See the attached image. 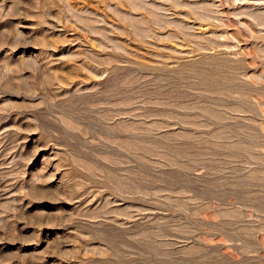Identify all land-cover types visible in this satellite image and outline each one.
<instances>
[{"label":"rangeland","instance_id":"rangeland-1","mask_svg":"<svg viewBox=\"0 0 264 264\" xmlns=\"http://www.w3.org/2000/svg\"><path fill=\"white\" fill-rule=\"evenodd\" d=\"M0 264H264V0H0Z\"/></svg>","mask_w":264,"mask_h":264}]
</instances>
